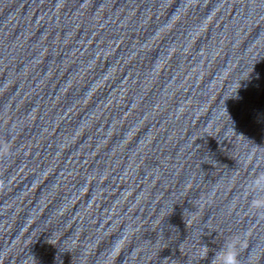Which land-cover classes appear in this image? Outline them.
I'll return each instance as SVG.
<instances>
[{
	"label": "water",
	"instance_id": "obj_1",
	"mask_svg": "<svg viewBox=\"0 0 264 264\" xmlns=\"http://www.w3.org/2000/svg\"><path fill=\"white\" fill-rule=\"evenodd\" d=\"M264 0H0V264H264Z\"/></svg>",
	"mask_w": 264,
	"mask_h": 264
},
{
	"label": "clouds",
	"instance_id": "obj_2",
	"mask_svg": "<svg viewBox=\"0 0 264 264\" xmlns=\"http://www.w3.org/2000/svg\"><path fill=\"white\" fill-rule=\"evenodd\" d=\"M256 186H264V174H261L254 180ZM252 207L260 210L264 209V199H255L252 202ZM239 243L238 238H233L226 243L225 248L217 255L216 259L221 260L222 264H240V251L237 248Z\"/></svg>",
	"mask_w": 264,
	"mask_h": 264
}]
</instances>
